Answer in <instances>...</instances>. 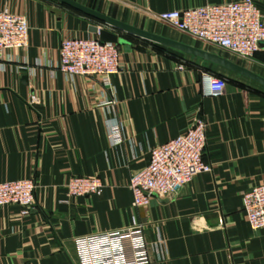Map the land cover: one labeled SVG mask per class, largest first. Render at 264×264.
<instances>
[{
  "label": "crops",
  "instance_id": "obj_1",
  "mask_svg": "<svg viewBox=\"0 0 264 264\" xmlns=\"http://www.w3.org/2000/svg\"><path fill=\"white\" fill-rule=\"evenodd\" d=\"M75 1L222 55L158 15L238 0ZM254 2L264 17V0ZM3 7L26 17L29 43L0 57V182L30 178L37 187L28 215L0 207V264H76L75 237L133 223L144 227L149 264H264V228L253 230L242 206L243 193L264 183L263 85L121 31L120 70L108 84L65 75L57 68L62 39L95 37L90 27L104 24L56 0H0ZM229 59L264 77V43L251 59ZM204 74L224 77L223 93L209 95ZM195 119L208 122L203 159L211 171L172 198L152 195L135 206L131 175L149 149ZM71 176L100 177L102 193L69 196Z\"/></svg>",
  "mask_w": 264,
  "mask_h": 264
},
{
  "label": "built area",
  "instance_id": "obj_2",
  "mask_svg": "<svg viewBox=\"0 0 264 264\" xmlns=\"http://www.w3.org/2000/svg\"><path fill=\"white\" fill-rule=\"evenodd\" d=\"M158 19L184 33L223 57L251 59L264 43V17L254 0L174 9ZM100 27V26H99ZM29 43V25L24 15L0 8V57L8 49H24ZM209 51V50H208ZM118 44L95 37H68L59 47L58 70L65 75L97 77L108 84L120 70ZM179 65L178 68H182ZM203 82L211 96L223 93L226 79L204 74ZM208 122L195 119L182 134L149 149L148 163L133 173L128 187L135 206L144 205L152 195L174 197L193 177L211 171L204 161ZM115 143L121 141L119 126H111ZM71 197L100 195L104 183L98 176H71L66 184ZM33 179L0 182V207L15 205L20 216L28 215L35 203ZM243 211L253 230L264 228V183L255 185L242 196ZM76 264H149L150 257L142 224L89 233L73 239Z\"/></svg>",
  "mask_w": 264,
  "mask_h": 264
},
{
  "label": "water",
  "instance_id": "obj_3",
  "mask_svg": "<svg viewBox=\"0 0 264 264\" xmlns=\"http://www.w3.org/2000/svg\"><path fill=\"white\" fill-rule=\"evenodd\" d=\"M70 8H73L77 11H80L94 19L100 21L104 24V27L91 26L90 31L96 35L102 42H112L119 44L122 42V39L118 36L117 31L125 32L127 34L136 36L140 39L157 43L166 47H171L176 50L189 53L200 58H203L212 63L218 64L232 72L243 75L261 85L264 86V77L247 69L244 66H241L227 57H223L216 53L206 51L191 45L185 44L183 42L164 37L153 32L147 31L145 29L135 27L133 25L127 24L123 21L109 17L99 11L91 9L87 6L80 4L75 0H56ZM106 26V27H105Z\"/></svg>",
  "mask_w": 264,
  "mask_h": 264
},
{
  "label": "rangeland",
  "instance_id": "obj_4",
  "mask_svg": "<svg viewBox=\"0 0 264 264\" xmlns=\"http://www.w3.org/2000/svg\"><path fill=\"white\" fill-rule=\"evenodd\" d=\"M103 26H104V25H103ZM105 27H106V26H105ZM230 58H233V59H235V60H236V58H235V57H232V56H231Z\"/></svg>",
  "mask_w": 264,
  "mask_h": 264
}]
</instances>
